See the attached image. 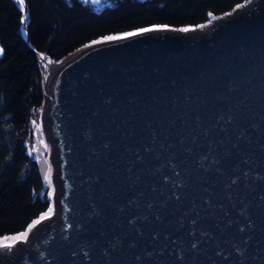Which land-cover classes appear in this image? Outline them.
Segmentation results:
<instances>
[{"label":"water","instance_id":"95a60500","mask_svg":"<svg viewBox=\"0 0 264 264\" xmlns=\"http://www.w3.org/2000/svg\"><path fill=\"white\" fill-rule=\"evenodd\" d=\"M244 5L201 31L83 47L50 63L49 83L32 51L49 152L46 160L39 144L34 158L44 184L49 167L56 215L28 244L0 243V264H56L53 257L83 264L70 252L86 243L89 264H177L173 250L181 246L186 264H264V179H257L264 177V0ZM25 33L26 24L27 44ZM92 205L99 215L90 218ZM245 206L255 228L241 234L237 223L227 225L248 223L239 215ZM193 220L198 252L190 247ZM69 232L71 243L62 241Z\"/></svg>","mask_w":264,"mask_h":264},{"label":"trees","instance_id":"16d2710c","mask_svg":"<svg viewBox=\"0 0 264 264\" xmlns=\"http://www.w3.org/2000/svg\"><path fill=\"white\" fill-rule=\"evenodd\" d=\"M249 0H25L27 44L12 0H0V237L24 231L50 199L28 153L32 120L43 104L41 76L32 51L58 64L103 35L154 24L206 25ZM211 13V15H209Z\"/></svg>","mask_w":264,"mask_h":264},{"label":"snow or ice","instance_id":"6c2138e0","mask_svg":"<svg viewBox=\"0 0 264 264\" xmlns=\"http://www.w3.org/2000/svg\"><path fill=\"white\" fill-rule=\"evenodd\" d=\"M14 2H15L16 5L19 6V12L21 13V15L19 16V24L20 25H25L27 23L28 19H29L28 16H27V9H26L25 0H14ZM84 2L86 3L87 0H84ZM92 2L94 4H98L99 0H92ZM244 6H245L244 4L238 3V4L235 5V9H242V8H244ZM209 15H211V13H209ZM224 15L225 16H231V13L230 12H225ZM219 18L220 17H217V19H219ZM198 27L202 29V28L206 27V25L202 24V25H199ZM192 31H196V28H193V27L174 28V27H170L167 24H163V25L154 24V25H151V26H148V27L138 28V29H136L134 31L124 32L122 34L103 35L99 39H93L91 41V44H87V45H85V47L89 48V47H92V46H95V45H106V44H112V43H117V42H121V41H127L131 37L143 36V35L148 34V33L179 32V33H185L186 34V33L192 32ZM25 35H27V33H25ZM101 50H103V49H101ZM3 53H4V49L2 47H0V55H3ZM38 55H39L40 59H42V60L46 59V57L42 53H39ZM49 63H52V61H49ZM106 102H110V101H106ZM32 124H33V135H35L36 141H35V143H33L31 145V148H34L36 150V152H37V157H35V158H39V156H40V148L38 147V145L44 143V141H43V133H42V125H37L35 120L32 121ZM44 147L47 148V144H45ZM27 154L29 156L32 155L31 149L28 151ZM204 159H206V157ZM214 163H215V161H214ZM245 163H247V161H245ZM171 167L175 168L176 166H175V164H171ZM176 175L179 176L180 173L177 172ZM244 175L247 176L248 173L245 172ZM257 179L261 180V179H264V177L259 176V177H257ZM164 182L165 183L168 182L167 178H165ZM231 183L232 184H236L237 183V179H233L231 181ZM176 186L177 187H182V185H180V184H177ZM54 192H55V190L53 189L52 191H50L48 193V196L50 198H52V203L48 204L46 211H42L39 214L38 218L33 219L31 221V223L27 225L26 230L20 231V232L14 234V235H11V236L5 235V236L0 237V243L3 244L4 248L9 249V250L14 248V244L4 243V242L9 241V240L14 241L16 243H20V244H28L29 235L32 232V230L37 225L41 224L42 221L49 220L53 216L56 215V202H55V198H54ZM173 196L175 197L176 200L180 199V196L177 195L175 192L173 193ZM205 203H209V202L205 201ZM60 204H61V206L64 205V200L63 199L60 200ZM92 209L93 210H92V213L90 214V218L92 216H98L99 215V213L96 211L95 205H92ZM239 215L242 216V217H246L248 219V223H246L244 225H239L238 222H233V221L230 220V221H228V225L227 226L231 227L233 223H237V231L239 233H241V234H243V233H245L247 231L254 230V228H255L254 222H252L250 220V218L247 217V206H245V208L242 209L239 212ZM157 219H159V217ZM135 222H136L135 220H130L129 224H135ZM191 223L193 225V230L189 232V236L193 237V240L191 242L190 247H191L192 251L198 252L199 251V245H200V243L202 241L196 239V230H195L196 221L193 220ZM182 226H183V222L181 221V227ZM68 228L75 229V231L77 233H80V229L81 228L83 229V233L87 232V230H88L85 224L80 225V228H76L74 223H69ZM80 234H82V233H80ZM200 236L201 237H206V236H210V234L207 233V232L201 231L200 232ZM70 237H73L71 232H69L68 235L61 234V236H60L61 240L64 241V242H67V243H71ZM158 237H159V233H156V234L153 235L152 239L156 240V239H158ZM165 238L167 239V237H165ZM250 240H251V237H248V239L243 240L242 243L248 244L250 242ZM120 243H121V241L119 239H117L115 241V245H120ZM110 247H112V250L115 251V246H110ZM129 247H135V243H130ZM233 248L235 249V254L238 257H243V256L246 255V250L240 248L237 244L234 243L233 244ZM173 251H174V254H175V258H176L177 264H186L183 246H181L178 250H173ZM109 254L110 253H109L108 250H105L103 252V255H104V257L106 259L109 256ZM70 255L73 258H76V257H79V256L82 255L83 256V264H89V262L92 259V256H91V245L88 244V243L83 244V245L79 246L78 251L74 250V251L70 252ZM152 255H153V253H151V252L148 253L149 257H151ZM160 255H163V252H161ZM215 255L217 257H220L223 260L227 261V260H229V256L231 254L225 255V253H224V251L222 249H218L216 251ZM137 260H141V258L137 257ZM53 261H56V264H59V261L57 260L56 257H53ZM241 264H243L242 261H241Z\"/></svg>","mask_w":264,"mask_h":264},{"label":"rangeland","instance_id":"374dc122","mask_svg":"<svg viewBox=\"0 0 264 264\" xmlns=\"http://www.w3.org/2000/svg\"><path fill=\"white\" fill-rule=\"evenodd\" d=\"M84 1V0H83ZM88 1H90V2H88ZM103 0H99V3L98 4H94L93 2H92V0H87V2L88 3H90L92 6H95L96 5V7H101V6H104V4H103V2H102ZM19 10V9H18ZM40 113H41V111L36 115V117L33 119V120H35L36 121V123H37V125H40ZM32 120V121H33ZM31 126H32V128H33V124L31 123ZM34 137H35V135H33V138H32V141H31V143H28V151L31 149V151H32V157H33V159L35 160V158H34V152H35V149L34 148H31V145L33 144V139H34ZM44 141V140H43ZM46 143H45V141H44V143H42L41 144V146L42 147H44V145H45ZM44 149H45V151H44V157H45V159L47 160V157H48V154H49V152H48V146H47V148H45L44 147ZM45 187H46V190H47V197H48V193L51 191V177H50V170H49V167H48V169H47V172H46V176H45Z\"/></svg>","mask_w":264,"mask_h":264},{"label":"bare ground","instance_id":"6f19581e","mask_svg":"<svg viewBox=\"0 0 264 264\" xmlns=\"http://www.w3.org/2000/svg\"><path fill=\"white\" fill-rule=\"evenodd\" d=\"M14 1V0H13ZM15 3V2H14ZM16 5V4H15ZM17 6V8L19 9V6L18 5H16ZM215 22V20H213V19H211L207 24H206V27H204V28H196V31H201V30H203V29H205V28H208V27H210L213 23ZM21 31H23V25H21ZM195 32V31H194ZM38 64H39V66H40V70H41V72H42V74H43V76L46 78V77H48L47 78V83H49V80H50V78H51V75H52V73H53V71H54V69H55V67L54 66H52L47 60H45V59H38Z\"/></svg>","mask_w":264,"mask_h":264}]
</instances>
